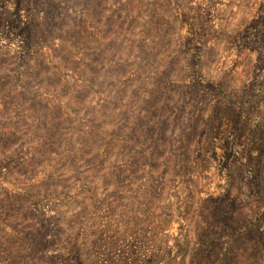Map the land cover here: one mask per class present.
I'll list each match as a JSON object with an SVG mask.
<instances>
[{
    "label": "rangeland",
    "instance_id": "1",
    "mask_svg": "<svg viewBox=\"0 0 264 264\" xmlns=\"http://www.w3.org/2000/svg\"><path fill=\"white\" fill-rule=\"evenodd\" d=\"M0 264H264V0H0Z\"/></svg>",
    "mask_w": 264,
    "mask_h": 264
}]
</instances>
